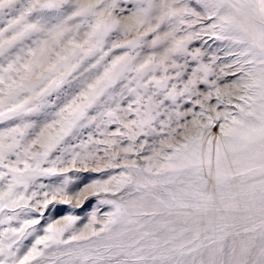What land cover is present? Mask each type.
Here are the masks:
<instances>
[{"label": "snow or ice", "instance_id": "snow-or-ice-1", "mask_svg": "<svg viewBox=\"0 0 264 264\" xmlns=\"http://www.w3.org/2000/svg\"><path fill=\"white\" fill-rule=\"evenodd\" d=\"M0 13V264H264V0ZM204 35L230 62L190 48ZM78 167L108 178L71 187ZM94 197L83 228L72 213L42 226L50 205Z\"/></svg>", "mask_w": 264, "mask_h": 264}, {"label": "rangeland", "instance_id": "rangeland-1", "mask_svg": "<svg viewBox=\"0 0 264 264\" xmlns=\"http://www.w3.org/2000/svg\"><path fill=\"white\" fill-rule=\"evenodd\" d=\"M10 17L5 16L3 13H0V27L4 25L7 19ZM191 49L201 48L206 56H205V63L208 62V57L212 55H218L220 57V63L223 62H230L231 57L226 55V44L223 41L217 40L214 37L204 35L201 39L195 40L190 45ZM194 66V65H193ZM230 79V78H228ZM201 90H203V86H201ZM214 102V101H213ZM126 107V104L123 105ZM188 106L183 105L181 110H186ZM12 126V121H0V130H3L6 127ZM115 126H111L109 130H113ZM95 129L93 127H88L86 129H82L80 131V139L86 140L89 134L95 133ZM94 138L99 139L100 137L96 135ZM75 142H79L76 140ZM149 142L152 143V138H149ZM150 155V153H147ZM143 163V161H140ZM119 170L118 169H110L108 172L110 174H116ZM68 177L71 178L73 184L70 185L71 187L75 186H83V183L91 182L94 179H107L108 175L103 172H93L91 170L84 171L79 167L77 169H71L67 173ZM60 177H41L38 180V183H59ZM99 205L98 198H92L88 203H86L82 208H72L70 205H57L54 209L50 205L49 210L45 211L44 219L42 221V226H46L48 222L54 220H62L63 216L72 213L80 217L77 221L76 227L83 228L85 224H87V217ZM101 214L103 212L109 211V207L106 205H100ZM23 218V217H22ZM13 226H16V222L13 221ZM3 227V226H0ZM39 227V226H38ZM42 234V233H41ZM34 242L33 237H28L27 239L23 240L20 244V249L22 254L28 247L31 246V243Z\"/></svg>", "mask_w": 264, "mask_h": 264}]
</instances>
